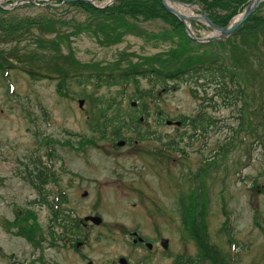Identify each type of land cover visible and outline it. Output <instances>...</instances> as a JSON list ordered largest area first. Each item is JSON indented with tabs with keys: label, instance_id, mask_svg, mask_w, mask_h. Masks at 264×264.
<instances>
[{
	"label": "rangeland",
	"instance_id": "374dc122",
	"mask_svg": "<svg viewBox=\"0 0 264 264\" xmlns=\"http://www.w3.org/2000/svg\"><path fill=\"white\" fill-rule=\"evenodd\" d=\"M90 3L96 9L119 5L111 0ZM47 5L49 9L44 8ZM0 6L7 9L0 12V26L53 22L47 24L50 29L37 25L13 35L3 36L0 30V55L14 64L0 73V264H122L120 257L128 264H212L209 259L214 253L224 264H264V142L260 128L264 112H258L264 106V29L263 34L225 39L217 55L220 61H214L212 67L213 71L219 66L227 68L226 74L232 73L241 85L237 72L229 68L232 64L226 58L221 60L222 53L230 56L229 45L241 47L246 59L241 62L249 76V85L242 91L249 97L246 103L240 97H219L217 74L205 69L152 88L138 76L125 83L95 86L83 71L89 69L82 67L66 78L45 72L54 61L55 67L69 68L66 59L73 66L96 64L117 71L148 57L164 58L180 43L174 36L179 29L168 18L126 17L137 34L108 42L95 26L107 22L96 20L80 7L48 0H0ZM199 7L188 9L200 16ZM252 15L254 20L246 22L244 29L240 27L241 33L261 31L264 4ZM191 27L200 39L212 35L201 22H192ZM42 41L45 46L39 48ZM188 46L186 58L215 57L211 43ZM31 53L36 60L28 62L27 69L33 67L49 77L27 74ZM227 80L221 82L226 90H235ZM146 91L154 98L146 97ZM130 102L135 105L131 107ZM107 104L111 109L118 104L122 115L131 112L141 117L139 124L120 129L121 146H116L118 139L92 131L94 115ZM110 114L107 109L105 116ZM196 117L211 123L204 130H194L190 122ZM34 164L44 167L50 178L39 190L26 176L27 171L32 174ZM197 174L203 187L199 195H195L193 182ZM57 195H63L61 203L54 198ZM194 197L201 200L195 204ZM49 204L68 215L67 227L82 218L78 232L53 222ZM94 215L101 221L83 220ZM190 221L197 222L198 232L195 228L192 232ZM25 229L32 230L34 243L27 239ZM133 230L144 241L133 244ZM163 240L165 250L160 245ZM74 241L83 242L76 248ZM145 242L151 244L150 249Z\"/></svg>",
	"mask_w": 264,
	"mask_h": 264
},
{
	"label": "trees",
	"instance_id": "16d2710c",
	"mask_svg": "<svg viewBox=\"0 0 264 264\" xmlns=\"http://www.w3.org/2000/svg\"><path fill=\"white\" fill-rule=\"evenodd\" d=\"M175 1H180V0H175ZM188 1L194 2L196 0H188ZM197 1L200 4L201 9L205 12L207 17L209 18V20L213 24L220 27L225 26L235 14L241 11V9L245 6L247 2V0H197ZM117 3L119 5L117 6L112 5L111 8H106V9H96L88 4H83L79 2L69 3V6L80 7L85 12L91 15L94 14L96 18L94 15L93 16L96 20L106 21L107 23H97L95 24V26H97L96 31H98L103 37V39L108 42L117 41V39H119L121 36L125 34H137L136 27L128 24L125 21L126 17L136 18L137 16H142L146 20L149 19L166 20V18H168L167 20L170 22V25L173 28L178 27L179 29L180 33L174 30L175 31L174 36L180 39L179 40L180 43L178 44V46L176 48L174 47L168 50L167 52L168 54L164 58L148 57L142 63H136V64L128 63L124 68L117 71H114L115 69L114 67H112L113 69L111 68V70H109L107 67L105 68L99 67L96 64L88 67L76 66V65L73 66L71 63L72 60L70 59L65 60L70 65L69 68L67 67V65H64L66 67H63V65H60V67L59 66L55 67V64L57 63L56 61H54L55 60L54 59L53 64L48 67V69L50 70H46L45 72H48L49 74L53 73L59 77L66 78V76H68L69 73L78 71L79 69L77 68L82 67L89 69V71L86 69L84 70L81 69V70L88 73L86 78L93 79L95 81L96 86H98L100 82L103 84L125 83L128 79L134 80L136 76H138L142 79H146L148 84L150 85V88H152L158 85L164 87L166 85V81H171V80L175 81L182 75H185L191 71L192 74L198 75L201 73L202 69H205L207 71L211 70L215 75L217 74L216 81H218L217 89L220 95L219 97H222V95L224 96L226 95L227 96V98L225 97L226 99L229 98L233 100L235 98L240 97L243 98V101H246L247 103L249 97L244 95L242 91L244 89L246 90V86L249 85L247 81V78H249V76L247 75L245 68L243 67L241 62V60H246L245 55L242 54L243 53L242 49L238 48L235 45L232 47H230L231 45H229L230 56L228 55L226 56V54L224 53L221 54V60L223 58L228 59L227 60L228 63L230 62L233 66V67H229L230 70L237 72L236 76H238L242 81V84L240 85L237 83V81L235 82V78L233 77L232 73H230V75L226 74V71L228 70L227 68L223 69L220 68L219 66L214 71L212 70L213 64H215L214 61H220V57L219 56L217 57L216 48H218L219 50L222 49L223 44L225 42H217L215 43V45L211 44L213 48L215 47V51L213 50V48H211L214 51L213 55L215 57L211 58V57H206L203 54H200L197 56L190 55V57L186 58L187 53L190 51V47L188 45L194 43L185 36V34L182 31V27L180 23H178L175 18H173L163 10L158 0H122V1L118 0ZM120 4H122V6H120ZM45 9H49V6H46ZM215 9L225 10L226 12H224L223 14L218 13L214 11ZM0 12L5 13L4 10H0ZM250 20H254V16L252 14L248 16V18L240 26L241 28L240 27L239 28L244 29L246 27L244 24ZM41 23L43 24V26L37 24L36 21L28 22V25L23 24L20 27L12 26V25L8 26L9 25L8 24L6 26H0V30L3 36L6 34L13 35L14 33H17L19 29L22 28L27 29L28 27H36L37 25L43 27L44 29H50L51 26L49 27V25L47 24H52L53 22L47 19L42 21ZM259 23H262V25L260 26L261 27L260 32L262 33V30L264 29V22H259ZM249 26L251 27L252 24ZM239 28L231 37L232 39L244 35L246 36L255 35L256 32L259 31L257 29H252L247 33L246 32L241 33ZM50 43H54V41L52 40L50 41ZM44 46L45 45H43V41L38 43L39 48H43ZM15 56L13 55L14 59H16ZM51 57L52 56H50L48 60ZM32 59L36 60L34 57V53H31V56L26 63L25 70L27 71V74L32 78L38 77L39 75H41V77H49L50 75H48L47 73H46L47 75L37 73L33 69V67L29 66L31 69L29 70L27 69L29 65L28 62L32 64ZM177 60H179L180 63H176ZM16 62L20 63L18 60H16ZM205 65H207L206 68H204ZM11 67H14V64H10L3 56L0 55V73H4L5 71H7V69ZM225 78L228 79L227 80L228 84L230 85L233 84L235 86L234 87L235 90H230V91L226 90V87L223 85V83H221ZM235 84H237V87ZM145 93H146V97L154 98L151 91L148 92L146 91ZM243 103L244 102H242V105H244ZM258 108H259L258 112L261 113L264 112V106L262 104ZM107 109L111 111V114L108 117L105 116V111ZM118 111H119L118 104H114V107L112 109L108 108V104L105 106V108L98 109L96 115L94 116V121H96V125L94 126L95 129L92 127V131L99 134L100 137L110 136L114 140H117L118 138H121V134H120L121 128L127 127V125L130 123L133 124L139 123L138 116L136 114L130 112L127 115L125 114L122 115ZM98 120H100L101 123H99ZM197 120H199L198 124H195L193 121L190 122L194 130L199 128H201V130L202 129L204 130L211 123L210 120L204 117L202 118L198 117ZM108 128H110V132L106 133V130H108ZM260 128L262 129V136H261L262 137L261 143H262L264 142V120L263 121L261 120ZM36 166H37L36 164L33 165V169H32L33 176L32 174L29 173V171H27L26 176L29 177L31 186H33V188L39 189L42 188L46 183H48L49 177L44 167L38 168ZM51 214L53 218L57 219V225L63 226V228L65 229L69 228L71 232L77 231L78 222H73L71 226L67 227V222L70 221L68 216L63 215L61 211H57V210H52ZM185 219H182V221H186ZM25 230L27 232V239H29L30 241H32V243H34L35 241L32 240V230L31 229H25ZM51 236L53 239L54 238L53 234ZM196 239L200 242L199 247L204 250L203 243L198 238ZM215 259H217V255L212 254L209 261H211L212 264H217ZM187 260H189L191 263L194 262L190 258Z\"/></svg>",
	"mask_w": 264,
	"mask_h": 264
},
{
	"label": "water",
	"instance_id": "95a60500",
	"mask_svg": "<svg viewBox=\"0 0 264 264\" xmlns=\"http://www.w3.org/2000/svg\"><path fill=\"white\" fill-rule=\"evenodd\" d=\"M47 1V0H45ZM48 1H58L60 3H69V2H81V3H87V4H91L90 2L92 0H48ZM115 0H111V2H113ZM161 6L163 7V9L170 15L174 16L183 26V29L185 31V33L192 39L194 40L196 43L198 44H204L210 41H214V40H218L219 38H226L228 36H230L234 30L240 25V23H242L246 17L256 8L257 4L262 1V0H249L248 4L246 5V7L243 9V11L238 14L237 16L234 17L232 23H230L229 25L225 26V27H218L215 26L214 24H212L210 22V20L206 17V15L201 12V16H191V17H187V16H183L180 15L178 12H176L173 8L169 7L167 3L170 4H176L177 6H182L185 8L190 7V4H184V3H180L177 1H173V0H159ZM20 1H17L16 4H18ZM15 4V5H16ZM14 5V6H15ZM196 22V21H200L202 22L209 30H211L212 32V36H208L202 39H198L196 38L192 32L190 31V25L189 22ZM81 105V101H79L78 106L80 107ZM133 106V104H131ZM168 124V122H167ZM177 124V123H175ZM118 146L122 145V142H118L117 143ZM89 219L91 220L93 223H98L100 221L99 217L97 216H86L85 220ZM166 244V241H162L161 245L164 246ZM147 246L149 247V244H147ZM119 261L124 264L123 259H119ZM87 264H90V262H88Z\"/></svg>",
	"mask_w": 264,
	"mask_h": 264
},
{
	"label": "bare ground",
	"instance_id": "6f19581e",
	"mask_svg": "<svg viewBox=\"0 0 264 264\" xmlns=\"http://www.w3.org/2000/svg\"><path fill=\"white\" fill-rule=\"evenodd\" d=\"M166 4L173 8L176 12H178L180 15H183V16H187V17H191L193 16V14L190 12V10L188 8H185V7H182V6H174L175 4H170L166 2ZM180 11V12H179Z\"/></svg>",
	"mask_w": 264,
	"mask_h": 264
}]
</instances>
